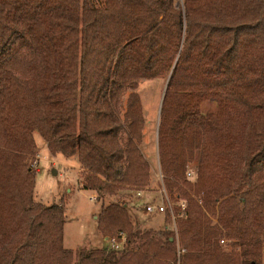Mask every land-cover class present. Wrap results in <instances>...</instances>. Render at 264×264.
<instances>
[{
    "label": "trees",
    "instance_id": "trees-1",
    "mask_svg": "<svg viewBox=\"0 0 264 264\" xmlns=\"http://www.w3.org/2000/svg\"><path fill=\"white\" fill-rule=\"evenodd\" d=\"M34 132L115 197L96 226L124 249L64 246L65 207L34 198ZM146 134L177 237L168 209L141 227L125 200L152 183ZM0 264H264V0H0Z\"/></svg>",
    "mask_w": 264,
    "mask_h": 264
},
{
    "label": "rangeland",
    "instance_id": "rangeland-1",
    "mask_svg": "<svg viewBox=\"0 0 264 264\" xmlns=\"http://www.w3.org/2000/svg\"><path fill=\"white\" fill-rule=\"evenodd\" d=\"M139 95L144 106L145 118L157 125L162 97L159 95V89H156L155 81L140 79ZM126 103L125 96L122 98L121 106L124 107ZM206 105L207 108L212 107L211 103H204L202 106L205 107ZM156 127L155 143L157 140ZM34 139L37 145V152L29 160V165L37 170L34 198L44 204L56 203L65 207L64 246L74 251L80 248L90 249L104 246V237L101 236L96 226L97 215L101 209L102 202L107 204L111 201H116L115 197H105L104 201L97 199V196L93 197L95 193L83 189L81 186V169L76 156L65 157L60 153L52 155L39 133L34 132ZM153 144L151 136L146 134L141 143V149L151 164L153 179L150 187L142 191L141 195L136 193L131 200L125 199L131 202L136 201L141 217H149L143 219L145 221L140 224L141 227H157L163 221L161 215L146 216L148 213L145 212L146 202L160 203L163 197L162 188L164 186L162 178H160L158 154L155 147V156L152 155ZM34 160L38 163L36 166H33Z\"/></svg>",
    "mask_w": 264,
    "mask_h": 264
},
{
    "label": "built area",
    "instance_id": "built-area-1",
    "mask_svg": "<svg viewBox=\"0 0 264 264\" xmlns=\"http://www.w3.org/2000/svg\"><path fill=\"white\" fill-rule=\"evenodd\" d=\"M34 164L33 166H36L38 163L36 160H34ZM189 175V173H188ZM160 178H162V175L160 174ZM163 191V197H162V202L160 203H146L145 204V212L146 213H153V212H164L166 209H168L170 211L171 214V218H172V228L174 229L175 235L177 237V226H176V218H177V214L174 212L173 209V202L170 200V198L168 197L166 190L164 189V187L162 188ZM142 191H138L137 195H141ZM93 197H96V195L94 194ZM184 208H185V202L181 203V211H180V215L184 214ZM124 232L120 231L118 233V235H107L104 237V242H105V246L113 249V250H122L124 249Z\"/></svg>",
    "mask_w": 264,
    "mask_h": 264
}]
</instances>
